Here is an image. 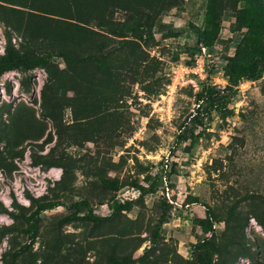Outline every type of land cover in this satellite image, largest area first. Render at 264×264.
Masks as SVG:
<instances>
[{"label": "rangeland", "instance_id": "rangeland-1", "mask_svg": "<svg viewBox=\"0 0 264 264\" xmlns=\"http://www.w3.org/2000/svg\"><path fill=\"white\" fill-rule=\"evenodd\" d=\"M206 1L0 0V56L69 60L0 77V264L27 241L21 214L45 201L63 206L40 215L15 264H264V72L175 146L200 85L225 86L224 68L252 44L243 0H216V41L203 50ZM171 164L175 174L140 196L146 175ZM130 189V210L99 227L62 220L82 199L109 216ZM204 240L217 251L197 248Z\"/></svg>", "mask_w": 264, "mask_h": 264}, {"label": "trees", "instance_id": "trees-1", "mask_svg": "<svg viewBox=\"0 0 264 264\" xmlns=\"http://www.w3.org/2000/svg\"><path fill=\"white\" fill-rule=\"evenodd\" d=\"M243 3V12L246 18L248 32L252 39V44L248 50L244 51L234 62L228 64L224 68V75L227 79V84L225 86L219 88L207 81L200 85L195 95L194 110L185 117L184 121L179 126L175 137L176 147L188 141L192 143L198 137V133L196 134L195 130L199 127H203L205 120L213 113H219L223 116L227 114L229 111L228 106L238 92V85L242 81H256L261 78L264 72V0H243ZM219 25L220 13L218 11L217 1L207 0L202 26L198 30V44L201 48H213ZM57 57L62 58L65 62L69 61L68 58L61 53L55 55L48 52L40 54L35 58H28L26 55L19 54L13 47L6 48L4 54L0 56V77L8 71L20 69L31 70L44 67ZM87 60H90V58ZM162 160L160 163L161 166L167 167L168 165L166 163H164V165ZM174 167L175 165L171 164V171L169 173L163 171L164 175L156 173H154L152 177L146 175V180L150 181V183L147 187L140 189V196L147 195L161 187L164 179L166 180V178L175 174ZM100 183L104 188L114 193H117L123 187L118 180L106 177H100ZM132 203V200L124 201L123 203L118 200H111L108 204L111 214L109 216H97L89 203L82 199L72 204L71 207L74 208V211L64 216L62 220L68 222L83 219L90 222L92 227L96 228L123 212L129 211ZM58 206H63V204L60 201L36 202L35 209L30 214H21L26 224V227L22 228L21 232L26 235L27 241L9 254L8 264H15L18 257L28 252L34 244L38 233L40 215ZM81 213L83 214L82 216L79 215ZM166 213L167 211H164L158 219L156 228L153 232L154 236L158 235L162 224L165 222ZM210 214L209 211V217H211ZM201 224L205 234L213 231V223L210 219L204 220ZM196 247L202 249L211 248L213 251H217V248L209 240L198 243ZM197 260L198 262L204 263L202 259Z\"/></svg>", "mask_w": 264, "mask_h": 264}, {"label": "built area", "instance_id": "built-area-1", "mask_svg": "<svg viewBox=\"0 0 264 264\" xmlns=\"http://www.w3.org/2000/svg\"><path fill=\"white\" fill-rule=\"evenodd\" d=\"M203 50H204V48H202ZM131 191H126V193H124V194H121L120 196V198L118 199V201H120V202H124V201H131L132 200V198L134 197V193H135V191H133V189H130ZM167 195H168V193H167Z\"/></svg>", "mask_w": 264, "mask_h": 264}]
</instances>
